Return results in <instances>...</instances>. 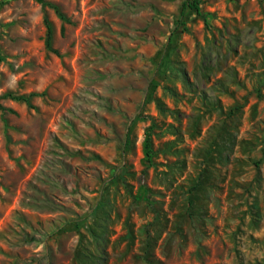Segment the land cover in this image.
<instances>
[{"label":"rangeland","instance_id":"rangeland-1","mask_svg":"<svg viewBox=\"0 0 264 264\" xmlns=\"http://www.w3.org/2000/svg\"><path fill=\"white\" fill-rule=\"evenodd\" d=\"M185 1L0 0V264H264V0Z\"/></svg>","mask_w":264,"mask_h":264},{"label":"trees","instance_id":"trees-1","mask_svg":"<svg viewBox=\"0 0 264 264\" xmlns=\"http://www.w3.org/2000/svg\"><path fill=\"white\" fill-rule=\"evenodd\" d=\"M201 2H202V0H186L184 2V8H189V9L195 10L198 14H202ZM47 24H48L47 45H48V47H50L51 39H52V28H51V25L48 22V20H47ZM15 98L29 102V98L25 97V96H19V97H15ZM3 109H5V108H3Z\"/></svg>","mask_w":264,"mask_h":264}]
</instances>
